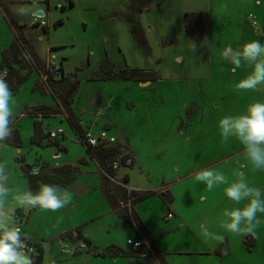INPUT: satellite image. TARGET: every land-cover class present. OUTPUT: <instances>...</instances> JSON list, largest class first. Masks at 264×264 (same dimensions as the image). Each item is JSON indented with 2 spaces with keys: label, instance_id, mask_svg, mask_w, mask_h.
Segmentation results:
<instances>
[{
  "label": "rangeland",
  "instance_id": "374dc122",
  "mask_svg": "<svg viewBox=\"0 0 264 264\" xmlns=\"http://www.w3.org/2000/svg\"><path fill=\"white\" fill-rule=\"evenodd\" d=\"M0 1V21L7 27L2 33L0 28V53L3 43L6 41L9 46L17 33L27 41L25 50L20 47L19 63L14 68L19 75L28 76L12 93L11 102L12 128L18 130L22 145L17 149L5 141L0 146V161L7 162L11 173V192L5 198V206L15 209L14 226L20 229L22 239L35 247L32 258L41 256L42 264H114L110 258L95 257L94 246L105 248L115 242L118 247L129 249L127 238L133 240L125 221L115 222L105 215L106 211L96 210L103 202L107 205L99 198V191L88 195V187H83L94 180L96 173L101 179L105 172L96 166L69 125L67 118L71 113L84 134L95 139L99 135L107 139L105 132L115 136L120 130L125 131L136 161L126 154L124 164L117 161L106 169L115 173L110 180L133 198L118 205L115 215L129 218L139 204L135 199L148 194V199L140 204V212L151 231L160 232L163 225L167 228L161 235L167 262L264 264V213L257 214L258 238L233 234L223 227L227 221L225 210L243 209L249 202L236 203L226 197L225 189L237 180L234 172L239 171L249 187L260 189L264 200V170L254 169L234 136L223 142L219 128V121L225 116L245 115L250 105L264 103V85L256 91L236 89L254 66L243 63L233 72L234 66L221 55L228 46L239 50L253 40L264 44V0H153L141 8L140 22L137 20L145 33L148 57L132 43L122 18L126 9L135 11L137 4L131 0L38 2L44 14L39 20L45 23L46 34L30 16L19 14L32 1L26 5ZM186 14L193 17L186 19ZM57 20H61V25L54 26ZM10 21L18 29L11 27ZM195 23L201 25V31L195 34L202 36L199 43L189 37L185 27ZM106 57L115 63L114 80L90 82L91 73ZM51 65L61 66L62 83L61 79L46 84L42 81ZM131 68L152 72L157 79L145 85L122 81L121 73ZM38 107L51 108L55 114L44 118L26 115ZM36 121L44 136L42 147L30 140ZM58 129L63 130V137L58 135L49 146V134ZM111 142L107 139V143ZM116 146L113 143L109 147ZM18 157L24 159L33 174L62 165L77 169L76 188H71V184L62 189L69 193L71 203L55 212L18 207L15 197L28 191ZM209 168L223 173L228 183L209 191L204 183L195 180L196 173ZM119 171L129 176V185L135 189H159L171 184L159 192L134 194L126 189L127 176L117 180ZM169 195V207L176 215L170 223L160 217L167 211L163 200H168ZM97 212L104 213L99 217ZM203 223L210 232L224 236L226 246L220 248L222 257L218 259L196 255L200 244L212 252L221 244L202 236ZM76 228L94 246L87 247L77 233H73L72 240V233L64 237ZM145 258V264H156L151 254Z\"/></svg>",
  "mask_w": 264,
  "mask_h": 264
},
{
  "label": "clouds",
  "instance_id": "9594fccd",
  "mask_svg": "<svg viewBox=\"0 0 264 264\" xmlns=\"http://www.w3.org/2000/svg\"><path fill=\"white\" fill-rule=\"evenodd\" d=\"M41 11L43 9L38 0H32V3L25 6L19 14L39 20L41 17L38 13ZM221 55L234 66L233 72L241 68L243 63L254 66L252 73L236 85L237 90L256 91L264 85V44L253 40L244 44L239 50H233L228 46ZM6 76V72H0V146L13 136L14 112L11 106L13 94ZM219 128L223 142L226 143L229 137L234 136L243 146V155L254 169L264 170V103L250 105L245 115L225 116L219 121ZM10 175L7 162L0 161V264H34L30 255L32 249L25 239H22L20 229L13 224L15 209L5 206V198L11 192ZM234 175L237 180L225 189L226 197L236 203L244 200L249 202L243 209L225 210L223 214L227 217V221L223 227L233 234L258 238L255 231L258 224L257 214L264 213L261 190L249 187L239 171L234 172ZM194 178L204 183L209 191L219 184L228 183L223 173L210 168L196 173ZM15 201L20 208H38L55 212L66 208L71 203V197L67 191L61 190L57 185L43 184L36 192L28 190L17 195ZM200 227L203 237L218 243L224 242V236L210 232L206 223L201 224Z\"/></svg>",
  "mask_w": 264,
  "mask_h": 264
},
{
  "label": "trees",
  "instance_id": "16d2710c",
  "mask_svg": "<svg viewBox=\"0 0 264 264\" xmlns=\"http://www.w3.org/2000/svg\"><path fill=\"white\" fill-rule=\"evenodd\" d=\"M137 1L139 4H146L149 3L151 0H134ZM186 19L192 18V14H186ZM125 21L129 25L130 34L131 37L134 38L136 41L138 40V33L139 28L134 22V18L132 15H126L124 17ZM199 22V21H197ZM201 23V22H200ZM199 23V24H200ZM195 23L192 26L186 25V31L189 35V37L194 40L195 42L199 43L202 39L201 35H195L197 34V30L201 31V25ZM9 25L13 27L14 29H18V26L13 21L9 22ZM55 25H61V20H57L54 23ZM38 26V25H37ZM41 31L43 34H46L47 29L45 27L41 28ZM138 32V33H137ZM27 45L26 39L23 37L21 33H17L16 36H14V41L8 46L7 49L3 50L0 53V72H6V81L9 85V88L11 89L12 93H16L18 91V87L20 84L25 80V78L28 75H19L14 65L18 64V57L21 55L20 47L24 49V47ZM25 50V49H24ZM35 57V55L33 56ZM59 71V76L54 78L52 76H47L43 82L46 84L47 82L54 83V80L61 79L59 81L62 83V77H63V71L61 66L57 67ZM45 70L44 76L47 74ZM112 65L110 62L105 58L101 61L100 66L98 70L94 71L90 77V82H106V81H113L112 79ZM157 76H155L154 73L144 71V70H138V69H131L129 71L124 72V76L121 77V80L124 82H137V83H146V82H153L156 81ZM72 104V102H70ZM55 114L51 108L48 107H38L31 111H28L26 115L28 116H40V117H48ZM68 122L71 128L74 130L75 134L77 135L78 139L86 146L87 152L91 158H96L98 160V165L101 170L105 172V176L101 178L100 182V188L103 196L105 197L109 207L111 210H116L120 204H126L127 202H131L130 200L133 198L129 195H127L126 190L117 185L116 183H113L110 179H114L115 173L113 171H109L106 169V166L111 167L113 163H116L117 161L119 164H124V161L126 160V156L121 155L120 150L118 148L109 147L110 144H99L95 147L87 146V144L84 142V131L78 124V121L76 118L69 113L68 114ZM33 135L31 137V142L39 147H42V139H43V133L41 130L40 122H34L33 124ZM56 141H50L49 146H52V143ZM9 145L20 148L22 143L21 139L18 133L17 129H13V136L10 140L6 141ZM17 161H19L21 165V172L24 175V177L27 179L28 183V190H31L33 192H36L39 190V188L43 184H53L59 186V188L62 190L63 188L70 185L75 179L77 175V169L72 167L71 165H62L60 167H56L49 171H41L38 174H33L30 172V166L27 165L24 162V159L22 157H18ZM123 184H126V181H123ZM148 198V194H143L140 197H137L135 199V202H142ZM134 218V217H132ZM124 221L127 222V224L132 228V230L135 233L136 239L139 238L137 234V230L141 231V226L138 225L134 219L130 221L128 216H123ZM136 220V219H135ZM75 232L77 234H80V230L76 229ZM70 236V234H67ZM27 244H30L29 241H26ZM33 246V245H32ZM225 243H221L219 246L220 248H225ZM138 251V250H137ZM133 253H125L121 249L111 246L107 248L106 250L99 252L96 251L95 257H109V258H118V257H133Z\"/></svg>",
  "mask_w": 264,
  "mask_h": 264
},
{
  "label": "crops",
  "instance_id": "0c3cea01",
  "mask_svg": "<svg viewBox=\"0 0 264 264\" xmlns=\"http://www.w3.org/2000/svg\"><path fill=\"white\" fill-rule=\"evenodd\" d=\"M31 1L32 0H23L22 2H13V0H5L3 2L6 3L7 5H21V4L26 5L28 2H31ZM0 28H1V33H2V31L4 32L5 29L7 30V27L5 26V24L3 25L1 21H0ZM8 44L9 43L5 41L3 43V46L2 47L5 49L8 46ZM42 81H43V79H42ZM147 83L148 82H146V83H138V84H144L145 85ZM99 102L102 103V101H99ZM131 107H132V105H131ZM99 109H101V108H99ZM36 122H39V121H36ZM58 130H61V129H58ZM100 132L102 133V131H100ZM100 132H99V134H100ZM105 133H106L107 139H109V142H111V140H113V142H111V144L116 143L117 146H119V150L123 153V155L128 154L129 155L128 157H130L131 159H133V160L136 161L135 154H134L133 150L129 146V140H128L129 138H127L126 133H125L124 130H120L119 134L118 135H115L116 137L115 136H112L110 134H107V132H105ZM63 134H64V132H63ZM63 134H62V137H63ZM101 137L102 136H100V135H99V137H96V139L99 140L100 144H106V145L109 144V143H107V139L105 137L102 138V139H101ZM113 137L115 139H113ZM117 146L114 147V148H117ZM92 159H93L94 163L96 164V166H98V168H99L98 160L96 158H92ZM124 169H126V168H124ZM120 171H121V169H120ZM120 171L118 172V176L119 177H117V180H120L123 176H127V178H128V181H127L128 182V185L126 186V189L128 191H130V192H133L134 194L135 193L139 194V193H142V192H154V191H158L159 192V190H162L164 188L169 189L170 184H171V183L170 184H167V185H164L163 184L159 189H144V188L135 189L133 187H130V185H129V182H130L129 176L127 174L120 173ZM85 176H87V175H85ZM93 178L94 177H92V180H93ZM76 179L71 183L72 184V186H70L71 188H76V187H74V183H75ZM100 182H101L100 175L98 173H96L94 180L91 181L90 184H85V185L82 184V185H83L84 188L88 187V189H87V194L88 195L89 194H92L94 191H99V193H100L99 198H101V199H103V200L106 201L105 197L103 196V194L101 192ZM65 188H69V185L67 187H65ZM163 194H164V192H163ZM167 194L165 193L164 195H167ZM154 196H156V195H154ZM158 196H160V195H158ZM150 197H153V196H150ZM160 198L163 199V197H160ZM170 198L171 197L169 195V197L167 199L169 200ZM168 200H163V203H166L167 206H168V208L166 209L167 210L166 213L165 214L162 213L160 215V217H161V219L164 222L170 223V220H172L176 215H175V213H173V210L169 207L170 206V203L172 201V198L169 201ZM106 203H107V201H106ZM141 203H143V201L142 202H139V204H136L135 207L133 208V210H131V212H130V215L131 216L129 215L130 221H132L134 219V221H136L138 223V225L141 226V231L140 230H137V234L139 236L138 239H136L134 231L127 224V222L125 221L126 224L129 226V230L133 234V238H132L133 240H131V241H137V240H139V241H141V243H143V246H142V248L140 250H138V251L137 250H133L128 244L127 245L129 246V249L124 248V247H118V244H115V242H113L114 244H110L109 246H107L105 248L96 247V246H94L92 244V242H90L89 239H87L86 237H84L81 234V229L79 228L80 235H81L82 239H84L86 241L87 247H90L91 245H93L95 247V253H96V251L102 252V251L106 250L107 248H109L111 246L117 247V248L121 249L123 252H125L127 254L133 253V252L135 253L133 257H131V256L130 257H123V258L122 257L121 258L118 257V258H114V259L110 258V259L113 260V263L114 264H116V263H118L120 261H123L124 264H145L146 263V258H145L146 254H151L153 256L154 260L156 261V264H170L164 258V253H165L164 251H165V249L162 248V243L164 241L162 240V237H161V235H163L164 233H166L165 230L167 228L163 225V229L160 232L151 231V229L149 228L148 223L146 221V218L142 215V212H140V208H141L140 204ZM96 210L97 211H106L107 213L105 215H107L110 218H112L115 222L116 221H118V222L124 221L123 218L120 219L118 216L115 215V210H111V208L109 207L108 203L106 205L103 202V205L101 204L100 207L96 208ZM102 213H104V212H100V213L97 212V215L99 217H102V215H103ZM169 214L172 216L170 219L167 218V216ZM132 217H134V218H132ZM79 227H81V226H79ZM76 229H74L72 232L65 233L64 234V237H66L67 234H71L72 233V238H69L70 240H72L73 239V233H76L75 232ZM127 240L129 241V238H127ZM184 246H186V244ZM198 246L199 247L196 249V253H197L196 255H199L200 257H204V256H207V255H211L214 259L215 258L218 259L219 257H222V254H221L222 252L219 251L220 250L219 249V246L220 245L218 246V248L216 250H214L215 252L214 251L212 252V251L206 249L204 247V245H201L200 244ZM147 247L151 248V250L153 251V254L150 253L151 251ZM186 253L187 252H184V254H186ZM99 258H101V257H99ZM107 258H109V257H106L104 259H107Z\"/></svg>",
  "mask_w": 264,
  "mask_h": 264
},
{
  "label": "flooded vegetation",
  "instance_id": "af4514ba",
  "mask_svg": "<svg viewBox=\"0 0 264 264\" xmlns=\"http://www.w3.org/2000/svg\"><path fill=\"white\" fill-rule=\"evenodd\" d=\"M38 2H45L44 0L43 1H38ZM47 2V1H46ZM131 3H133L134 4V2L137 4L136 5V9H135V11L134 10H127L126 9V11H127V14H126V11H125V13L123 14V16H122V18H123V21L125 22V24L127 25V27H128V32H129V36H130V39H131V41H132V43L135 45V47L136 48H138V49H140L141 50V53H142V55L144 56V57H148L149 56V49H148V47H147V45H146V42H145V33L142 31V28L140 27V25L137 23V20H138V22H140L139 21V17H140V15H142V13H141V8L142 7H144V6H147L148 4H151L152 2H153V0H151L149 3H146V4H139L137 1H134V0H131L130 1ZM70 5H72L71 3H70ZM129 5V4H128ZM127 8H128V6H127ZM62 9H63V7H62ZM146 12V11H145ZM132 15L133 16V18H134V22H135V24L137 25V27L139 28V33H138V40L139 41H136L134 38H132L131 37V34H130V29H129V25L127 24V22L125 21V19H124V17L126 16V15ZM139 14V16H138V19H137V15ZM106 59L110 62V64L112 65V79L114 80V74H113V68H114V64L115 63H112V61H110V59L108 58V57H106ZM120 60V59H119ZM121 62H124V64H125V66H126V63H125V61L123 60V59H121L120 60ZM98 68L99 67H97V69H95L94 71H96V70H98ZM131 69H136V68H131ZM131 69H129V70H131ZM128 70V71H129ZM93 71V72H94ZM92 72V73H93ZM124 72H126V71H123L122 73H121V77H123L124 76ZM91 73V74H92Z\"/></svg>",
  "mask_w": 264,
  "mask_h": 264
},
{
  "label": "built area",
  "instance_id": "2783aa9c",
  "mask_svg": "<svg viewBox=\"0 0 264 264\" xmlns=\"http://www.w3.org/2000/svg\"><path fill=\"white\" fill-rule=\"evenodd\" d=\"M34 23L38 24V26L40 28H43L45 27V23L43 22H40V20H34L33 21ZM253 26L255 27L256 24L253 23ZM47 71V74L44 76L43 80H45L47 78V76H52L54 78L58 77L59 76V71H58V68L57 67H53L51 69H46ZM63 134V131L62 130H58L56 132H51L49 134V137L51 139V141L53 140H56L57 136L58 135H62ZM104 138L103 136L101 137V139ZM84 142L87 144V146H90V147H95L97 145L100 144L99 140L98 139H95L93 138L91 135L89 134H86L84 136ZM172 216L169 214L167 216L168 219H170ZM127 244L133 249V250H140L143 246V243H141V241L137 240V241H128ZM31 249H32V252L30 255H32L34 253V249L35 247L32 246V245H28Z\"/></svg>",
  "mask_w": 264,
  "mask_h": 264
},
{
  "label": "water",
  "instance_id": "95a60500",
  "mask_svg": "<svg viewBox=\"0 0 264 264\" xmlns=\"http://www.w3.org/2000/svg\"><path fill=\"white\" fill-rule=\"evenodd\" d=\"M38 15H39L40 17H43L44 14H43V12L41 11L40 13H38ZM33 260H34V264H42V262H43V258H42L41 256L34 257Z\"/></svg>",
  "mask_w": 264,
  "mask_h": 264
}]
</instances>
